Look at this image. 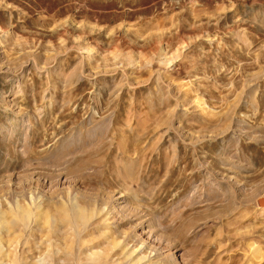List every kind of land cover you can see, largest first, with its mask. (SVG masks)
I'll return each mask as SVG.
<instances>
[{"label":"rangeland","instance_id":"374dc122","mask_svg":"<svg viewBox=\"0 0 264 264\" xmlns=\"http://www.w3.org/2000/svg\"><path fill=\"white\" fill-rule=\"evenodd\" d=\"M260 198L264 0H0V264H264Z\"/></svg>","mask_w":264,"mask_h":264},{"label":"water","instance_id":"95a60500","mask_svg":"<svg viewBox=\"0 0 264 264\" xmlns=\"http://www.w3.org/2000/svg\"><path fill=\"white\" fill-rule=\"evenodd\" d=\"M257 206L258 207H264V198H260L257 200Z\"/></svg>","mask_w":264,"mask_h":264},{"label":"bare ground","instance_id":"6f19581e","mask_svg":"<svg viewBox=\"0 0 264 264\" xmlns=\"http://www.w3.org/2000/svg\"><path fill=\"white\" fill-rule=\"evenodd\" d=\"M77 215V214H76ZM74 216H75V214H74ZM76 217V216H75ZM79 216H77V218H78Z\"/></svg>","mask_w":264,"mask_h":264}]
</instances>
